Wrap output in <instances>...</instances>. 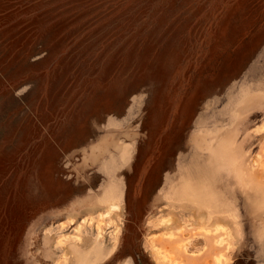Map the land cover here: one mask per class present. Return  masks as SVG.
I'll return each mask as SVG.
<instances>
[{
  "label": "rangeland",
  "instance_id": "obj_1",
  "mask_svg": "<svg viewBox=\"0 0 264 264\" xmlns=\"http://www.w3.org/2000/svg\"><path fill=\"white\" fill-rule=\"evenodd\" d=\"M0 264H264V0H0Z\"/></svg>",
  "mask_w": 264,
  "mask_h": 264
}]
</instances>
